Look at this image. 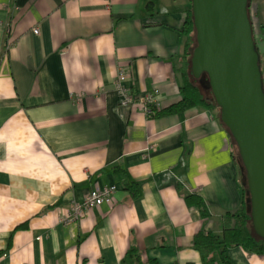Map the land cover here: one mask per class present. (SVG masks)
<instances>
[{
  "label": "crops",
  "instance_id": "1",
  "mask_svg": "<svg viewBox=\"0 0 264 264\" xmlns=\"http://www.w3.org/2000/svg\"><path fill=\"white\" fill-rule=\"evenodd\" d=\"M190 6L0 0V264H121L134 245L144 264H202L193 234L219 232L241 201L236 142L216 107L152 116L140 100L120 104L115 87L124 68L138 98L157 91L160 107L181 99ZM111 183V202L60 221ZM192 192L208 217L186 200ZM228 252L236 264H264V253Z\"/></svg>",
  "mask_w": 264,
  "mask_h": 264
},
{
  "label": "water",
  "instance_id": "2",
  "mask_svg": "<svg viewBox=\"0 0 264 264\" xmlns=\"http://www.w3.org/2000/svg\"><path fill=\"white\" fill-rule=\"evenodd\" d=\"M195 78L208 77L244 167L251 227L264 238V90L248 0H191Z\"/></svg>",
  "mask_w": 264,
  "mask_h": 264
},
{
  "label": "trees",
  "instance_id": "3",
  "mask_svg": "<svg viewBox=\"0 0 264 264\" xmlns=\"http://www.w3.org/2000/svg\"><path fill=\"white\" fill-rule=\"evenodd\" d=\"M252 2L253 0H248V6H250ZM263 4L264 2L257 0V5L261 8ZM263 25L264 24H261V26ZM194 30L195 27L192 16V8L190 6L189 16L183 29L184 42L182 49V64L179 68L181 75L180 91L182 97L177 102L166 107H152V116L176 113L194 105L218 107L210 90L207 75L205 73L202 74L201 76L203 78L201 80V77L200 79L195 78L190 70L191 53L196 43ZM256 49L258 53H260L257 45ZM262 80L264 90V75H262ZM227 131L231 134L228 128ZM234 154L238 158L243 172L245 173L244 167L238 155L237 147ZM135 187L136 186L132 187L133 190ZM241 194L242 197L239 206L234 210L224 212L220 217L219 232L201 228L193 234L191 246L199 252L202 264H236L228 252L229 248L233 246H240L247 253H264V238L255 234L251 227L249 193L247 191L245 177L241 186ZM185 198L189 203L197 206L203 217H208L211 214L208 202L202 195L192 192L188 193ZM141 251V248L136 245L129 247L121 257V264H144V258ZM148 260L149 262H153L152 259H147V261ZM186 264L195 263L189 261Z\"/></svg>",
  "mask_w": 264,
  "mask_h": 264
},
{
  "label": "built area",
  "instance_id": "4",
  "mask_svg": "<svg viewBox=\"0 0 264 264\" xmlns=\"http://www.w3.org/2000/svg\"><path fill=\"white\" fill-rule=\"evenodd\" d=\"M38 31V27L33 28V32L37 33ZM126 75L127 73L124 71V68H119L115 81V87L120 96L119 102L123 105H128L134 102L136 99V94H134L131 89L123 84L124 80L126 79ZM157 93V91L154 93H147L144 98H140L141 109L145 114H152V107L160 108V101ZM116 188L117 186L115 183L92 188L81 198L72 202L71 206L62 214L63 222H68L69 220L76 221L93 206L111 202L112 194Z\"/></svg>",
  "mask_w": 264,
  "mask_h": 264
},
{
  "label": "rangeland",
  "instance_id": "5",
  "mask_svg": "<svg viewBox=\"0 0 264 264\" xmlns=\"http://www.w3.org/2000/svg\"><path fill=\"white\" fill-rule=\"evenodd\" d=\"M261 2H264V0H261ZM248 14H249V18H250L251 25H252V28H253L252 29L253 30L252 32L254 33L253 34V36H254L253 38H254V41H255V45L258 46V50L260 51V53H258V63H259L260 70L262 69L261 70V75H264V25L261 26V24H264V4H263V6L261 8L260 6L257 5V0H253V2L251 3V5L248 6ZM194 35H195V30H194ZM262 72H263V74H262ZM200 77H201V80H202L203 77L202 76H200ZM200 77H199V79H200ZM262 82H263V80H262ZM209 95H210V93H209ZM140 98H138L137 95H136L135 101L136 100H140ZM132 103H130V104H132ZM217 108L218 107H216V109ZM217 111L219 112V108H218ZM219 114H220V112H219ZM229 135L231 137V140L234 141V138H232L231 134H229ZM208 206H209V204H208ZM62 214L59 215V219H60L61 222H63V220H62V217H63ZM68 222H75V221L74 220H69Z\"/></svg>",
  "mask_w": 264,
  "mask_h": 264
}]
</instances>
